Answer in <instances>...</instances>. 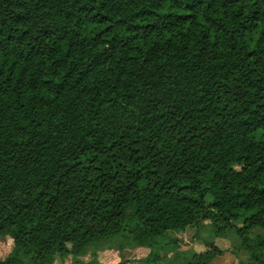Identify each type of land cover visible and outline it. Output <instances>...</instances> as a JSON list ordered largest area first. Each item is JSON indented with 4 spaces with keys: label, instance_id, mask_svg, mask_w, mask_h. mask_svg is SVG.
Segmentation results:
<instances>
[{
    "label": "trees",
    "instance_id": "1",
    "mask_svg": "<svg viewBox=\"0 0 264 264\" xmlns=\"http://www.w3.org/2000/svg\"><path fill=\"white\" fill-rule=\"evenodd\" d=\"M204 220L264 264V0H0V264H159Z\"/></svg>",
    "mask_w": 264,
    "mask_h": 264
},
{
    "label": "rangeland",
    "instance_id": "2",
    "mask_svg": "<svg viewBox=\"0 0 264 264\" xmlns=\"http://www.w3.org/2000/svg\"><path fill=\"white\" fill-rule=\"evenodd\" d=\"M254 233L264 236V231L254 229ZM171 236L177 241L169 249L167 259L159 264H183L189 252H199L206 248L207 242L213 241L223 253L213 258L212 264H237L238 257L246 259L247 253L238 248L239 241L233 231H228L225 236H215L214 226L211 221H201L197 226L181 232H173ZM13 241L9 236L0 237V260H3L11 251ZM149 252L145 247H131L118 251L108 248L107 243L91 246L86 255L80 259L87 263L96 258L98 264H118L120 261L128 260V264H140L139 260L146 257ZM238 256V257H237ZM72 257L64 260L55 259L54 264H70Z\"/></svg>",
    "mask_w": 264,
    "mask_h": 264
}]
</instances>
